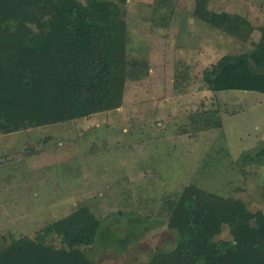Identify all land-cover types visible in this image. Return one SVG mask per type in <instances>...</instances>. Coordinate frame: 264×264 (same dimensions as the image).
<instances>
[{
  "label": "rangeland",
  "instance_id": "374dc122",
  "mask_svg": "<svg viewBox=\"0 0 264 264\" xmlns=\"http://www.w3.org/2000/svg\"><path fill=\"white\" fill-rule=\"evenodd\" d=\"M207 7L238 19L223 31L194 14L195 0H126V57L146 68L126 82L122 105L0 133V249L88 206L109 226L116 222L120 235L123 226L131 235L151 227L122 251L98 240L79 250L96 264H149L150 254L175 242L168 204L189 183L264 214V162H240L264 147V95L211 92L202 77L223 55L255 47L264 0H207ZM229 237L224 227L216 238ZM42 239L64 245L55 232Z\"/></svg>",
  "mask_w": 264,
  "mask_h": 264
},
{
  "label": "trees",
  "instance_id": "16d2710c",
  "mask_svg": "<svg viewBox=\"0 0 264 264\" xmlns=\"http://www.w3.org/2000/svg\"><path fill=\"white\" fill-rule=\"evenodd\" d=\"M126 0H0V133L61 123L115 110L127 81L146 65L126 57ZM194 14L229 31L237 15L214 12L195 0ZM264 30V27H263ZM206 88L264 95V32L255 47L226 54L203 71ZM241 163L264 162V147L244 152ZM167 227L175 242L150 254L149 264H264V214L238 198L187 184L169 201ZM116 222L113 224L115 225ZM162 223L158 220V224ZM79 206L41 228L35 238L12 239L0 249V264H96L78 246L98 240L125 250L139 235H120ZM134 224H132L133 226ZM224 227L228 239L216 238ZM131 229V228H130ZM62 236L63 246L43 242ZM118 235V236H117Z\"/></svg>",
  "mask_w": 264,
  "mask_h": 264
},
{
  "label": "water",
  "instance_id": "95a60500",
  "mask_svg": "<svg viewBox=\"0 0 264 264\" xmlns=\"http://www.w3.org/2000/svg\"><path fill=\"white\" fill-rule=\"evenodd\" d=\"M1 163V162H0Z\"/></svg>",
  "mask_w": 264,
  "mask_h": 264
}]
</instances>
